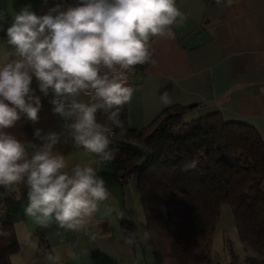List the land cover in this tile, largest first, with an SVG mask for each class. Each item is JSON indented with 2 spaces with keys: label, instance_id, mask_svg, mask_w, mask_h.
<instances>
[{
  "label": "clouds",
  "instance_id": "obj_1",
  "mask_svg": "<svg viewBox=\"0 0 264 264\" xmlns=\"http://www.w3.org/2000/svg\"><path fill=\"white\" fill-rule=\"evenodd\" d=\"M236 0H215L219 7H230ZM43 14L25 5L19 11L0 8V31L6 28V45H0V186L25 184V215L41 228L55 223L59 228L82 233L95 241L98 232L89 225L98 206L109 200L105 180L92 164H70L68 157L54 148L61 134L36 129L42 143L29 154L26 145L6 133L21 117L37 122L41 96L32 88L35 78L39 92L48 97L52 111L64 121L63 128L76 147L100 160L115 158L110 148L114 129L123 134L120 118L134 89L127 85V74L137 65L155 63L153 39H174L173 28L183 23L185 14L176 0H64L48 6ZM87 97V99H85ZM167 103V93L161 97ZM107 114L100 123L97 113ZM193 160L187 168H195ZM142 239L150 238L147 230ZM135 235L125 236L132 245ZM25 246L37 250L31 234ZM75 259L74 253H69ZM45 264H64V254L53 249Z\"/></svg>",
  "mask_w": 264,
  "mask_h": 264
},
{
  "label": "crops",
  "instance_id": "obj_2",
  "mask_svg": "<svg viewBox=\"0 0 264 264\" xmlns=\"http://www.w3.org/2000/svg\"><path fill=\"white\" fill-rule=\"evenodd\" d=\"M55 2L59 0H48V6ZM176 4L185 21L174 26V39L152 40L156 62L148 63L129 85L134 89L127 103L130 127L140 129L167 106L182 105L189 107L188 119L220 111L227 120L249 123L264 141V0H236L230 7H219L215 0H176ZM25 5L37 14L47 11L43 0H0V8L11 12ZM7 20L5 31H0V45H6L11 15ZM32 88L42 101L38 121L22 116L4 131L24 143L29 154L42 143L34 136L36 129L42 134L60 133V143L54 150L68 157L70 164H92L111 197L98 206L90 222V231L98 232L97 239L90 241L82 233L66 231L55 223L41 228L25 215V184L1 186L20 243L12 263L45 264L46 253L56 249L64 254V264H155L148 240L141 238L145 225L137 177L132 175L125 183L112 160H100L76 147L63 128L64 121L52 111L51 94L44 97L35 78ZM164 93L167 103L161 99ZM261 190L264 193V180ZM125 220L133 221L139 233L132 245L124 243ZM29 234L37 242L35 251L24 244ZM69 253L76 258H70Z\"/></svg>",
  "mask_w": 264,
  "mask_h": 264
},
{
  "label": "trees",
  "instance_id": "obj_3",
  "mask_svg": "<svg viewBox=\"0 0 264 264\" xmlns=\"http://www.w3.org/2000/svg\"><path fill=\"white\" fill-rule=\"evenodd\" d=\"M147 64L129 72L130 82ZM188 109L167 106L151 123L134 129L126 104L120 114L126 131L114 129L110 139L121 180L137 176L154 263L215 264L213 238L221 205L228 203L248 251L244 264H264V141L249 123L227 120L220 111L187 120ZM97 120L108 123L107 114L98 112ZM193 160L196 167L185 170ZM3 191L0 186V264H13L20 243ZM122 229L138 239L133 221H123Z\"/></svg>",
  "mask_w": 264,
  "mask_h": 264
},
{
  "label": "rangeland",
  "instance_id": "obj_4",
  "mask_svg": "<svg viewBox=\"0 0 264 264\" xmlns=\"http://www.w3.org/2000/svg\"><path fill=\"white\" fill-rule=\"evenodd\" d=\"M187 120L189 119L187 118ZM134 177L137 176L134 175ZM230 250L238 255V259L235 260L236 262L232 261L233 258ZM247 252L238 236L233 212L228 203H223L213 238L212 262L215 264L218 262L221 264H232V262H235L234 264H244L243 261Z\"/></svg>",
  "mask_w": 264,
  "mask_h": 264
},
{
  "label": "built area",
  "instance_id": "obj_5",
  "mask_svg": "<svg viewBox=\"0 0 264 264\" xmlns=\"http://www.w3.org/2000/svg\"><path fill=\"white\" fill-rule=\"evenodd\" d=\"M65 1V3L68 5V4H72V3H74V0H64ZM130 75H129V73L127 74V85L129 86L130 85ZM112 137V136H111ZM110 137V138H111ZM110 148H111V146H110Z\"/></svg>",
  "mask_w": 264,
  "mask_h": 264
}]
</instances>
